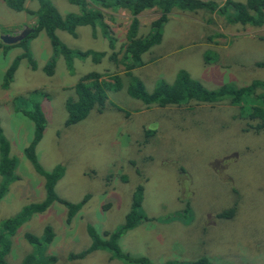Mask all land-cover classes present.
<instances>
[{
  "label": "rangeland",
  "instance_id": "rangeland-1",
  "mask_svg": "<svg viewBox=\"0 0 264 264\" xmlns=\"http://www.w3.org/2000/svg\"><path fill=\"white\" fill-rule=\"evenodd\" d=\"M48 1L61 16L79 13L66 0ZM205 1L220 8L226 0ZM24 7L35 11L38 0H25ZM105 13L104 23L116 39V60L122 61L131 17L121 9ZM230 14L229 9L171 12L159 40L141 56L144 64L128 78L122 64L114 65L106 56L98 64L73 58L68 68L42 31L32 38L27 34L22 45H7L12 47L5 53L0 49V128L15 160V180L0 198V223L45 199L44 179L23 153L33 137L32 122L14 110L34 90L39 91L34 101L44 118L34 147L37 164L44 173L60 167L53 194L79 206L68 222V209L58 202L33 214L11 237L6 264H20L27 256L40 262L55 257L53 264H135L142 258L149 264H198L200 259L209 264H264V127L255 129L256 122L245 118L246 110L230 105L223 95L211 102L190 98L165 107L155 101L145 108L126 92L131 77L150 94L181 73L211 93L224 86L239 90L264 83V69L255 67L264 63V25L232 24L227 21ZM158 15L155 9L138 14L137 35L145 36ZM35 24V16L12 11L0 1V36H16ZM219 30L224 48L207 46L205 40L213 42ZM75 33L72 37L55 31L71 50L108 54L99 32L93 37L84 26ZM25 50L35 68L20 59L4 85L7 69ZM51 56L54 65L48 75L44 67ZM89 72L101 74L108 84L117 76L121 87L107 91L102 107L66 126L64 101L74 96L78 78ZM135 199L138 205H133ZM229 210L232 216L223 218ZM131 212L137 217L130 229H123ZM46 225L53 238L41 253L24 235L39 241ZM87 227L97 235L119 230L117 255L97 249L69 259L90 247ZM112 255L120 259H110Z\"/></svg>",
  "mask_w": 264,
  "mask_h": 264
},
{
  "label": "trees",
  "instance_id": "trees-1",
  "mask_svg": "<svg viewBox=\"0 0 264 264\" xmlns=\"http://www.w3.org/2000/svg\"><path fill=\"white\" fill-rule=\"evenodd\" d=\"M0 1L12 11L25 12L29 16H35V27L32 33L28 34L26 37L32 38L39 32H44L51 51L61 56L63 60L65 59L68 68H71L73 58L79 60L89 58L93 64H98L100 60L106 56L110 63L114 65L118 63L122 64L124 71L123 76L126 78L132 75L131 72L133 70L144 64L141 56L159 40L161 37V26L167 21V15L173 11L197 14L198 11L205 10L209 14H214V12L221 11L222 13L229 9L231 11L227 20L229 23H239L242 26L260 28L264 22V0H246L243 5L231 3V1L226 0L222 5H219L221 6L220 8L214 4L215 2L211 3L201 0H88L87 2L84 0H66L69 4L78 7L79 13L64 16H61L48 0H38V8L35 11L27 10L24 7L25 0ZM118 9L126 11L131 17L130 27L125 34L126 44L121 48L123 55L122 61L116 60V39L112 35L107 24L104 23V17L106 16L105 12L107 10L116 11ZM149 9H155L158 11L159 15L155 20L150 22L148 33L145 36H138L137 15ZM84 26L90 28V34L93 37H95V32H99V35L106 41V46L109 51L108 54L106 52L97 53L92 51L81 52L78 50H71L62 44L55 34V31H61L75 37V29ZM25 38L22 39L17 46L22 45L25 42ZM11 47L12 46H7L0 41V49L3 53ZM20 59L27 60L31 68H35L32 57H30L27 50H25L20 57L13 60L7 69L4 75V85L10 82L12 74ZM206 60L208 61V58H206ZM53 65L54 57L51 56L48 64L44 67L48 75L52 74ZM255 67L264 69V63L257 62L255 63ZM69 71L71 72L70 69ZM102 77L103 76L97 72H89L78 78L73 86L74 96L68 97L63 104L66 112L64 125H71L84 119L93 107H102L106 100L107 91L120 89L121 82L119 78H115L117 76H113L114 82L112 84L104 82ZM130 79L131 82L126 88L127 94L131 98L137 99L145 104V108L150 107L155 101H158L159 107H165L167 105H176L190 98L205 103L211 102L215 100V98L218 99L219 95H223L225 98L229 97L230 105L238 106L240 109L246 110L245 118L256 122L254 126L255 129L264 127V83L254 82L252 85L239 90H233L224 86L216 93H211L202 89L197 82L190 80L185 73H181L172 84L164 86L161 84L157 85L156 91L146 94L139 80L134 77L129 78V80ZM36 93H39V91L34 90L27 96L25 95L24 98L25 100L27 98L29 104L27 101L20 102L21 107H16L14 110L32 122L33 137L23 153L34 170L44 179L45 199L40 204L23 208L18 216L4 219V221L0 223V264H6L5 256L10 250V239L15 234L16 229L33 214L43 212L51 202H58L67 207L68 212L66 221L68 222L79 208L78 205H69L53 194V187L61 175L60 167L56 168L51 173H44L37 164L34 155V147L41 139L44 130V118L39 104L34 101ZM250 96H253L252 99L245 98H249ZM98 110L100 109L98 108ZM14 168L15 160L10 155L9 143L3 136L0 128V198L6 193L8 184L15 180V175H13ZM133 205H138V199H135ZM232 213V210H229L223 212L221 216L223 218H230ZM136 217V213H129L126 216L123 229H130ZM87 233L91 239L90 247L77 255H69V259L81 258L87 253L97 249L106 250L113 255H117L116 240L120 235L119 230L110 233L102 232V235H97L91 227H87ZM24 237L31 244H36L42 253L46 250V246L52 241L53 233L51 227L46 225L42 230L39 241L36 237L28 233H26ZM113 255L110 259H120L119 257H113ZM55 260V257H47L46 260L40 262L33 257L27 256L20 264H53ZM134 263L149 264L144 258L135 260ZM196 263L209 264L204 259H200Z\"/></svg>",
  "mask_w": 264,
  "mask_h": 264
},
{
  "label": "water",
  "instance_id": "water-1",
  "mask_svg": "<svg viewBox=\"0 0 264 264\" xmlns=\"http://www.w3.org/2000/svg\"><path fill=\"white\" fill-rule=\"evenodd\" d=\"M32 31L33 29H27V30H22L20 34L16 36H7V35L0 36V41L6 45L15 44L16 42H19L22 39H24L27 34L32 33Z\"/></svg>",
  "mask_w": 264,
  "mask_h": 264
},
{
  "label": "crops",
  "instance_id": "crops-1",
  "mask_svg": "<svg viewBox=\"0 0 264 264\" xmlns=\"http://www.w3.org/2000/svg\"><path fill=\"white\" fill-rule=\"evenodd\" d=\"M201 1H205V0H201ZM225 1V0H224ZM246 1V0H245ZM216 3V2H215ZM235 3V2H234ZM219 5H221V4H219ZM192 15V14H191ZM263 25H264V22H263ZM262 25V26H263ZM261 26V27H262ZM260 27V28H261ZM218 33V35L213 39V42H211L210 40H205V42H206V44H207V46H209V47H213V48H215V49H218V48H224L223 46L225 45V36L223 35V33H222V31H218L217 32ZM3 34H6L7 35V33H3ZM217 39H221V40H224V41H218ZM209 61V60H208ZM208 61L206 60V58H205V60H204V62L205 63H208Z\"/></svg>",
  "mask_w": 264,
  "mask_h": 264
}]
</instances>
